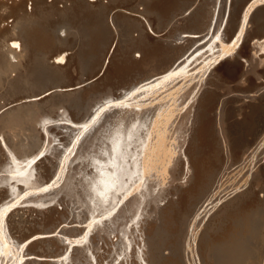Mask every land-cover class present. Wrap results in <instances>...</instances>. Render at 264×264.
Wrapping results in <instances>:
<instances>
[{
    "label": "bare ground",
    "instance_id": "bare-ground-1",
    "mask_svg": "<svg viewBox=\"0 0 264 264\" xmlns=\"http://www.w3.org/2000/svg\"><path fill=\"white\" fill-rule=\"evenodd\" d=\"M0 264H264V0H0Z\"/></svg>",
    "mask_w": 264,
    "mask_h": 264
}]
</instances>
